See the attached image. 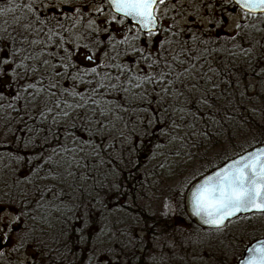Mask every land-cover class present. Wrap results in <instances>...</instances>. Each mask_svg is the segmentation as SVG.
<instances>
[{
  "label": "trees",
  "instance_id": "16d2710c",
  "mask_svg": "<svg viewBox=\"0 0 264 264\" xmlns=\"http://www.w3.org/2000/svg\"><path fill=\"white\" fill-rule=\"evenodd\" d=\"M261 19L257 15L243 23L247 28L213 35L203 29H160L153 49L144 48L148 59L135 50L115 56L108 48H98L100 56L108 55L105 63L80 70L77 79L78 68L72 59L66 61L67 47L62 60L55 49V58L46 66L39 63L36 71L16 57L15 98L0 102V200L24 220L19 234L28 233V240L35 242L38 231L46 236L67 233L69 244L62 245L72 254L78 251L83 260L87 248L74 231L82 204L101 210L95 224L106 222L108 212L120 223L130 215H149L150 201L158 193L154 183L161 185L165 178L172 183L210 150L244 140L240 137L248 135L244 142L251 144L239 146L236 155L264 144ZM193 64L192 72H185ZM93 67L95 73L84 74ZM145 75L151 82L142 79ZM146 130L153 134L145 137ZM37 146H43L45 160L55 162L51 168L57 179L47 166L33 175L32 165L17 162L18 156L34 160ZM68 171L75 175L68 176ZM114 185L124 193L119 199L106 195ZM176 204H184L179 194ZM48 253L49 264L60 263L52 260L58 251Z\"/></svg>",
  "mask_w": 264,
  "mask_h": 264
},
{
  "label": "rangeland",
  "instance_id": "374dc122",
  "mask_svg": "<svg viewBox=\"0 0 264 264\" xmlns=\"http://www.w3.org/2000/svg\"><path fill=\"white\" fill-rule=\"evenodd\" d=\"M213 1H215V3H223V7L220 6L221 8H217V4L213 6ZM100 8L103 9L102 12L97 11ZM94 12L96 14V21L95 24L91 26V32H94L97 36L95 44H91L87 47H85V45L65 46L67 47V51H64L67 58H65L66 61L72 59V62H74L73 64L79 70L83 71L85 68L105 63L108 55L103 53V55L100 56L98 48H108L107 50L112 52L115 56L120 52L121 54L123 52L131 54L136 48L141 47L148 50V52L153 49L152 46L158 38V33L151 37V39H147L145 35L139 33V38L133 39V37L137 36L138 28L126 26L124 30L122 28V23L117 22L120 21L119 18L116 16L115 20H113L114 14L103 6H95ZM169 12V14L163 15L169 18L165 22L167 26L176 27L179 33L185 30L189 31L191 28L195 30L203 29L210 34L218 31L222 33H232L237 30V22L241 24L247 23L251 18L245 17L241 12H232L229 3H224L223 0H174L173 8L170 9ZM221 18H225L224 20H226V22L214 27L213 23ZM111 22L113 24L117 23L118 26H112L111 28L109 25ZM259 22H264V17ZM79 34H81V32ZM125 37L128 38V43H119V41L124 40ZM77 39L81 41L82 37L77 35ZM110 42H112V44H110ZM115 42L119 45H115ZM111 47L113 48L111 49ZM52 49L55 50L57 48L49 47V51ZM6 52L7 50L3 51L0 55H4ZM70 53L71 56L69 55ZM91 53H95V56L92 61H89L86 59V56ZM136 66L138 68L137 64ZM5 67L4 69L7 71H3L0 74V87H2L5 92H8L12 89L10 85L13 80L12 74L9 73L11 63ZM250 89L253 92L255 86H251ZM8 100L6 102H9ZM248 137L249 136L246 135L240 138L247 140L250 139ZM244 140H237L233 145L229 143H225L221 146L218 145L216 148H213V150H210L206 158L200 161L197 160L198 162L195 161L197 162L195 165L189 166L187 171L182 172L184 175L172 181V183L166 178V182H163L161 185L153 182L154 184L152 186L157 188L156 191H158V193L155 199L150 201L152 208L149 206L151 208L149 212L151 214L142 216L141 214L130 215L120 223V221H116V217H114L116 214L108 212L109 215L105 218L106 222L103 221L104 223L98 222L99 224H94V229L99 230L103 226L105 227V225L108 230L112 229V234L116 236V238L113 239L112 247H120L125 254L126 252L133 253L140 245H146L147 240L143 238V230L149 229L155 225L154 230L158 231L159 234L156 239L149 238L148 244L152 246L153 249H156L155 252L157 256L162 257V264H237L249 243L264 236V216L257 215L241 218L221 231L202 230L191 223L184 205L176 204L178 198L176 193L177 190H179V196L184 198V193H186L188 187L206 173V171H209L207 165L215 164L218 166L228 159L235 157L239 146L242 147L251 144L244 142ZM241 142H244V144ZM166 203L170 205L171 210L164 207ZM4 208L6 210H0V229H3L7 233L8 240L5 244L0 245V251L3 252V255H0V264H29L33 252L37 253L39 256L43 254L42 257L47 258V256L51 257L50 255H52L48 253L50 250L55 254H57V251L59 253L58 258L52 257L53 261L58 260L62 262L65 260V263L69 264V261L70 263H74L79 260L80 255H78V251L72 254L70 251L73 250L70 247H64L62 245L69 244L68 235L63 232L54 233L57 238H53L54 234L46 236L38 231L35 234L37 241L31 242L26 238L23 242V246L17 249L21 236L18 230L24 224V220L21 217L20 221L16 220V215L18 214L16 213V208H9L7 206H4ZM117 213L120 215L123 214L121 212ZM155 222H157V224H155ZM5 225H7V227H5ZM66 240H68V242ZM57 242L58 245L53 247L52 245ZM87 242L86 239L80 242L87 248V255L85 251L82 255L85 257L84 260H86L84 264H89L90 259L88 255L90 245ZM118 252L120 251H114L112 262L106 264H121L115 257L120 254ZM54 258L56 260H54Z\"/></svg>",
  "mask_w": 264,
  "mask_h": 264
},
{
  "label": "snow or ice",
  "instance_id": "6c2138e0",
  "mask_svg": "<svg viewBox=\"0 0 264 264\" xmlns=\"http://www.w3.org/2000/svg\"><path fill=\"white\" fill-rule=\"evenodd\" d=\"M50 2L53 9L60 7L61 14H63L62 6L65 4L66 0H59L58 3L57 0H50ZM223 2L234 3L239 6L244 10L245 17L257 16V14L264 17V0H223ZM108 4L114 12L113 20H115L116 15H119L121 17L131 18V20L138 25L137 36L133 37V39H138L139 33L141 32L144 33L147 39H151V37L157 34L155 30L158 24L157 13L159 7L160 5H165L166 0H108ZM27 7L29 11L32 10V5H28ZM221 7H223V3L221 4ZM5 11H11V9H0V14H3ZM74 11L80 13V8H75ZM97 11L102 12L103 9L100 8ZM50 19H56L57 23H59V19L55 15L50 17ZM117 22L123 23L122 20ZM225 22L226 21L221 18L216 20L213 23V26L216 27ZM24 27L25 31L31 28V21L25 24ZM247 27V24H241L240 22L236 23L237 30ZM252 27L255 28V25H252ZM49 32L51 35L56 34L52 29H49ZM51 35L49 37L50 39ZM61 39H63V37H61ZM232 39H235V36H232ZM33 43H36V41H33ZM119 43H128V38L125 37V39L119 41ZM85 47H87V45H85ZM2 51L3 50L0 49V52ZM65 51H67V49H65ZM135 51L143 56L144 59H148L147 56H144L143 47L136 48ZM4 55L6 56L7 54L4 53ZM69 55L71 56V53ZM94 56L95 53H91L86 56V59L92 61ZM179 62L184 63V61ZM3 63L5 66L10 65V61L6 58L3 60ZM45 63H47V61H45ZM64 67L67 69L70 67V64H65ZM148 67H152V65L149 64ZM194 68L195 65L193 64L190 68H186L185 72L191 73ZM79 71L80 70L77 69L78 76L73 77V79L79 78ZM95 72L96 68L93 67L90 70H86L84 74L90 75ZM180 75H183V73ZM142 79L151 82L153 78L145 75ZM136 86L139 87L140 85L137 84ZM39 91H42V89H38V92ZM71 94L76 95V93ZM65 115H67V113H65ZM150 126L151 121L145 125V128L147 129ZM151 134L153 133H150L147 130L144 133L145 137ZM173 139H175V137H173ZM84 142L87 143V141ZM37 147H39V152L35 154L34 160L31 158L26 159L25 156H18L16 157L17 162L32 165V169H34L33 175H36L42 168L47 166L51 178L57 179L58 174H55L51 168V165L55 162L51 160V157L45 160L43 146ZM156 147L159 148L161 145L157 144ZM65 151L68 150L65 149ZM72 151H75V149ZM155 155L156 153L154 152L153 157ZM77 167H79V164H77ZM67 175L74 176L75 173L73 171H68ZM25 178L31 181V177ZM47 191L54 196L56 195L55 191L51 188L47 189ZM123 194L124 193L120 190L119 185H114L113 188L109 189L108 193H106V195H110L115 199H119ZM176 194H179V190H177ZM189 202L192 216L199 218L202 224L218 230L226 227V222L242 212H255L264 215V148H259L254 152L241 156L239 159L232 161L230 164L216 171L212 175L206 176L201 182L192 188ZM100 203L103 202L101 201ZM81 207L83 208V211H78L76 214L74 231L77 234L78 239L83 241L86 238L91 237L95 224L94 216L101 210L94 209L91 204H82ZM164 207L171 210L170 205L167 203ZM0 210H6L2 200H0ZM16 220L20 221V214L16 215ZM5 227H7V225H5ZM26 238V233L20 236L17 249L18 247L23 246V242ZM7 240V233L3 229H0V245L5 244ZM247 253V258H242L240 264H264V240L258 241L249 247ZM0 255H3L2 251H0Z\"/></svg>",
  "mask_w": 264,
  "mask_h": 264
},
{
  "label": "flooded vegetation",
  "instance_id": "af4514ba",
  "mask_svg": "<svg viewBox=\"0 0 264 264\" xmlns=\"http://www.w3.org/2000/svg\"><path fill=\"white\" fill-rule=\"evenodd\" d=\"M58 2L59 0H57V3ZM173 4L174 0H166L165 5H160L157 13L159 30L171 28L167 26L165 22L169 18L163 15L170 13L169 10L173 8ZM212 4L213 6L217 4V8H221L220 6L222 3H215V1H213ZM28 5H32L31 11H29ZM97 5L109 9L112 14H114L112 8H110L108 4V0H66L65 4L62 6L63 14H61L60 7L53 9L50 0H0V9H11V11H5L3 14H0V49L3 51L7 50L6 56L0 55V70L6 68L3 63V60L6 58L11 63L9 73L13 74L14 61L17 60L16 57H19L21 61L28 64L27 67L30 71H36L39 63H45V61L48 62L49 59L55 58L54 50L52 49L49 51V47H56L57 58L62 60L64 56L63 48L65 46H89L95 44L97 36L94 32H91V26L94 25L96 21L94 7ZM229 5L232 12H241L244 14V11L234 3H229ZM75 8H80V13H76L74 11ZM53 15L58 17L59 23H57L56 19H50ZM116 16L120 21H123L122 28L124 30L126 26L138 28L136 25L132 24L128 18L119 15ZM251 18L253 19L254 16ZM29 21H31L32 27L25 31L24 26ZM109 25L111 28L112 26H118L117 23L113 24L112 22ZM49 29H52L56 34L51 35ZM80 32L81 34H79ZM50 35L51 39L49 38ZM77 35L82 37L81 41L77 39ZM61 37H63V39H61ZM33 41H36V43H33ZM110 44H112V42H110ZM115 44L117 45V42H115ZM2 52H0V54H2ZM46 64L47 63H45L44 66H46ZM3 71H0V74ZM10 86L12 89L8 92H5L3 88L0 87V102L7 103L6 101L9 99L8 101L10 103V101L15 98L13 80ZM190 221L193 224L191 218ZM143 231V238L147 240V244L140 245L133 253L126 252L124 254L120 247H112L113 239L116 238V236L112 234V229L108 230V228H105L100 231L94 229L88 241L90 245L88 253L90 257L89 264H106L112 262L114 251H120L118 252L120 254L115 257L121 264H162V257L157 256L155 252L156 249H153V247L148 244L149 238L156 239L159 232L149 229ZM261 238H264V236L258 239ZM244 254H242L243 256L239 261L244 257ZM42 255L43 254H40L39 256L37 253L33 252L29 264H49V256H47V259L46 257L43 258ZM84 259L85 257L83 260L80 257L79 260L74 263L84 264L86 261ZM239 261L237 264H239ZM55 264H64V262H55Z\"/></svg>",
  "mask_w": 264,
  "mask_h": 264
},
{
  "label": "water",
  "instance_id": "95a60500",
  "mask_svg": "<svg viewBox=\"0 0 264 264\" xmlns=\"http://www.w3.org/2000/svg\"><path fill=\"white\" fill-rule=\"evenodd\" d=\"M238 7H239V6H238ZM110 8H111V7H110ZM239 8H240V7H239ZM242 10H243V9H242ZM243 11H244V10H243ZM257 15H259V14H257ZM126 18H127V17H126ZM128 19L132 22V24H135V22H134L133 20H131V18H128ZM135 25H136V24H135ZM137 26H138V25H137ZM158 28H159V24H157V28H156V30H155L156 32L158 31ZM143 34H144V33H143ZM259 148H264V144L257 145V146H255V148H254V147H253V148H250L249 150H247V151H245L244 153H242V154L236 156L235 158L228 160L227 162H225L224 164H222L220 167L214 169V171H213V170L210 171L209 173H207L206 175H204L203 177H201L200 179L196 180L195 182H193V183L190 185V187L188 188L187 192L185 193V194H186V195H185V205H186V209H187L188 215L190 216V218L192 219V221H193L194 223H196V225H199L200 227L205 228V229H215V228H211V227H209L208 225H204V224H202V223L200 222L199 218L194 217V216L191 215L189 198H190V194H191V190H192V188H193L196 184H198L199 182H201L206 176L212 175V174L215 173L216 171H218V170H220L221 168L225 167L226 165L230 164L232 161L237 160V159H239L241 156L247 155V154L250 153V152H254V151H256V150L259 149ZM252 214H260V213H255V212H242V213H239L238 216L232 217V219H231L230 221L226 222V225H227V223H229V222H231V221H233V220H235V219H237V218H239V217H241V216H247V215H252ZM261 240H264V238H263V239L256 240L255 242L251 243V245H250L249 247H251L253 244H255V243H257L258 241H261ZM249 247H248V248H249ZM248 248H247V249H248ZM247 255H248V253H247V250H246V252H245L243 258H247ZM240 261H241V260H240ZM240 261H239V264H240Z\"/></svg>",
  "mask_w": 264,
  "mask_h": 264
}]
</instances>
